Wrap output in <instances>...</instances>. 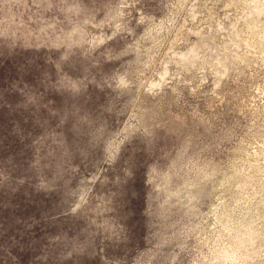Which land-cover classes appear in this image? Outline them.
Here are the masks:
<instances>
[{"label": "rangeland", "instance_id": "obj_1", "mask_svg": "<svg viewBox=\"0 0 264 264\" xmlns=\"http://www.w3.org/2000/svg\"><path fill=\"white\" fill-rule=\"evenodd\" d=\"M0 264H264V0H0Z\"/></svg>", "mask_w": 264, "mask_h": 264}]
</instances>
